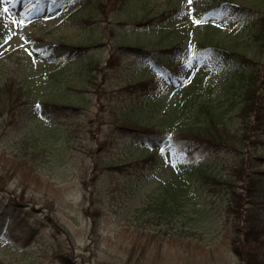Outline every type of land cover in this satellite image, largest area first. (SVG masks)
Returning a JSON list of instances; mask_svg holds the SVG:
<instances>
[{"label": "rangeland", "instance_id": "rangeland-1", "mask_svg": "<svg viewBox=\"0 0 264 264\" xmlns=\"http://www.w3.org/2000/svg\"><path fill=\"white\" fill-rule=\"evenodd\" d=\"M93 1L87 6L82 0H0V84L15 79L38 99L77 106L73 112L26 106L16 121L10 114L0 116V236L6 235L0 237V264H241L239 249L264 255V147L259 142L249 149L237 144L236 149H210L199 158L166 141L155 159L116 127L117 122L159 123L161 106L177 86L194 81L201 88L207 77L215 85L212 95L226 109L231 136L242 133L237 105L240 85L250 76L261 93L258 109L264 117V34L258 50L251 55L250 49L252 31L264 24V0ZM143 16L164 21L148 27L146 35L118 41L145 42L151 49L180 46L190 58L169 59L172 75L156 67L158 53L148 59L122 54L107 69L104 60L116 42L112 35L88 48L86 60L84 50L76 48L93 41L89 29L97 24L109 33L111 22ZM204 34L209 36L202 39ZM216 39L253 58L232 85L214 79L212 57L202 56L201 47ZM82 64L88 75L79 70ZM196 68L195 79L187 76ZM149 79L163 91L144 94L131 88ZM249 120L253 126L254 112ZM182 158L204 165L184 209L174 215L160 210L156 187ZM236 160L244 161L247 174L263 177L248 205L253 214L239 217L229 210L224 189Z\"/></svg>", "mask_w": 264, "mask_h": 264}, {"label": "trees", "instance_id": "trees-1", "mask_svg": "<svg viewBox=\"0 0 264 264\" xmlns=\"http://www.w3.org/2000/svg\"><path fill=\"white\" fill-rule=\"evenodd\" d=\"M82 1L83 5L87 6L97 3L93 0ZM117 1L122 3L125 0H115V2ZM138 1L144 0H131L130 2L135 4ZM222 1L227 2L228 0ZM100 3L101 1L98 2L99 6H101ZM106 6L107 3L105 1L103 8V13L105 14ZM217 6L218 4L214 6V8H217ZM94 10H97L95 6ZM248 10L258 11L254 10L252 7L248 8ZM87 17L90 21L91 15ZM145 17L143 16L142 19H130L128 22H111L113 23V28L109 29V33L107 32V28L103 26L100 27V24H97L96 28L94 26L89 29L91 35L88 37L92 38L93 41L86 42V45H78L76 48L84 50L83 59L86 60L91 57L90 53L87 52L88 48L101 46L104 39L112 35L116 42L114 46H112L107 58L104 60V66L107 69L113 68L122 54L148 59L151 56L155 57V54L158 53L156 61L159 65L156 67L172 75V73L168 71L166 64L169 59H171V61L182 59V61L186 62L190 58L183 54V49L180 46L171 45L159 49H151L148 46L149 43L145 42L127 44L118 41L119 38H125L130 35H146L148 33V27L153 29L156 27L155 23L164 21L160 19L159 16L147 19H145ZM208 26L210 27V24ZM116 28H118V32L115 31ZM208 30L213 32L211 27ZM209 33L210 32L206 34ZM206 34L203 35L202 39H206L209 36ZM263 34L264 24H261L252 31L250 36L253 39L254 47L253 45H250L253 48L249 45H245L246 47H250L251 55L258 50L259 41L257 40H259ZM93 35L94 37H92ZM152 44L154 43L151 42L150 45ZM233 45L236 44L233 43ZM70 47H73V45H70ZM202 48L204 49L202 56L207 58V61L212 57L210 65L217 73L214 79L218 78L220 84L226 86L232 85L235 79L240 81L242 69L244 67H249V63L253 62L251 55L247 56L245 51L240 52L230 48L228 45L221 43V39H216V42H210L208 45L202 46L201 49ZM163 58H165L164 62H162ZM88 65H90V63ZM64 66L65 63L60 65L59 68ZM78 66L79 65H77V68ZM198 69H194L192 73H187V76L191 74L195 79V75L199 73ZM79 70L86 75L89 73V68L87 66L85 67L83 64L79 66ZM175 72H177V70ZM91 76L94 78L96 77L94 74ZM6 81L0 84V116L10 114L9 116L16 121L18 114L26 106H32L33 109H35V106H39L40 108L53 107L62 112H73L77 108L76 105L74 106L68 103L49 99H38V94L32 93L23 83L15 79H8ZM214 86L212 78L210 77H207L206 80L202 82L201 88H199L194 81H186L183 85L176 87L174 95L167 103L162 104L159 123L138 126L131 124V121L127 123L117 122L116 127L125 129L128 135L136 141V147L140 150H146L149 156L155 159L160 158L157 150L161 148L166 141H169L171 145L177 146L179 148L178 150L184 151L187 155L195 153V156L199 158L204 151L210 149H236L237 145L249 149L250 146L255 148L257 142L264 147V139H259L264 131V117L259 114L258 109L260 107L259 100L262 99V96L258 91V86L255 80H253V77L250 76L248 82L241 83L240 85L242 88V95L237 105L236 116L238 117L239 124L242 125V133L237 135L233 133L235 136H231L232 133L227 132L226 109L221 108L212 95ZM131 88L135 91L143 90L144 94L163 91V85L156 83L153 79L134 82L131 84ZM36 102L37 105H34ZM33 112L36 111L33 110ZM253 112L255 122L252 126L249 124V115ZM134 122L138 121L135 120ZM256 130L258 133H256ZM154 144H158L159 147H153ZM262 149L264 150V148ZM186 161L185 158H182L176 162L171 170L170 177L158 183L156 188L161 190V200L158 204L160 210H165L175 215L184 209L187 203L185 202V196L188 195L196 179L202 174V166L204 165L199 159L196 161ZM138 162L137 160L133 163L137 164ZM243 165L244 161L242 160H236L231 163L229 173L232 179H229L228 182L224 184V189H226V192L229 194L232 203L229 210L236 217H239L242 213H246V215L253 214L254 208L252 209L251 207L249 209L248 205L254 197V192L259 181L263 178L257 173L247 174ZM204 176L214 182L217 181L213 175L204 174ZM237 180L243 183L239 186H235L234 182ZM188 204L190 203L188 202ZM9 205L10 203L4 204V208L1 212H6ZM245 232L246 236L251 235L252 228L246 229ZM237 253L242 259L241 264H264V255H259L249 250L244 251L242 249L237 250Z\"/></svg>", "mask_w": 264, "mask_h": 264}, {"label": "snow or ice", "instance_id": "snow-or-ice-1", "mask_svg": "<svg viewBox=\"0 0 264 264\" xmlns=\"http://www.w3.org/2000/svg\"><path fill=\"white\" fill-rule=\"evenodd\" d=\"M4 11H5V12H7V11H8V9H7V8H5V9H4ZM196 22H197V23H199V21H196Z\"/></svg>", "mask_w": 264, "mask_h": 264}]
</instances>
